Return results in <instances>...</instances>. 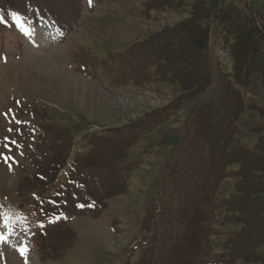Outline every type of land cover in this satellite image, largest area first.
Segmentation results:
<instances>
[{
  "label": "rangeland",
  "instance_id": "1",
  "mask_svg": "<svg viewBox=\"0 0 264 264\" xmlns=\"http://www.w3.org/2000/svg\"><path fill=\"white\" fill-rule=\"evenodd\" d=\"M148 1L57 0L47 9L20 1L0 13V264H214L223 255L218 248L237 225H221L212 204L158 249L163 171L197 102H181L156 124L180 87H134L117 61L134 40L163 35L173 70L198 78L201 64L191 60V34L175 47L180 30L163 32L189 15L191 0L152 9ZM205 1L258 14L264 29V0ZM211 48L231 71L224 44ZM241 94L236 144L254 151L264 140L257 75ZM233 183L225 179L216 199Z\"/></svg>",
  "mask_w": 264,
  "mask_h": 264
},
{
  "label": "trees",
  "instance_id": "2",
  "mask_svg": "<svg viewBox=\"0 0 264 264\" xmlns=\"http://www.w3.org/2000/svg\"><path fill=\"white\" fill-rule=\"evenodd\" d=\"M20 1L26 7L50 8L57 0H0V12L5 13ZM182 3L149 0L146 7H180ZM178 30L180 37H174L173 44L179 47L180 40L191 34V60L201 64L197 70L201 77L193 78L171 68L163 35L156 40L151 35L134 40L117 61L134 87H145L154 81L180 87L181 94L174 103L155 113L156 124L173 115L181 102H197L163 171L159 210L157 214L153 211L161 230L158 249L166 250L178 225L192 213L201 212L202 206L212 204L213 210L222 212L221 225H237L222 243L226 254L217 262L264 264V140L260 138L254 151L236 144L238 121L245 107L241 89L248 86L253 75L259 77L264 89V29L256 25L250 13L235 5L221 4L214 9L205 0H191L189 15L163 28L169 35ZM213 41L224 44L231 71L224 70L219 55L212 53ZM142 66L144 70H139ZM233 164L236 169H229ZM227 178L234 179V192L216 199L215 194Z\"/></svg>",
  "mask_w": 264,
  "mask_h": 264
},
{
  "label": "bare ground",
  "instance_id": "3",
  "mask_svg": "<svg viewBox=\"0 0 264 264\" xmlns=\"http://www.w3.org/2000/svg\"><path fill=\"white\" fill-rule=\"evenodd\" d=\"M48 34V33H47Z\"/></svg>",
  "mask_w": 264,
  "mask_h": 264
}]
</instances>
